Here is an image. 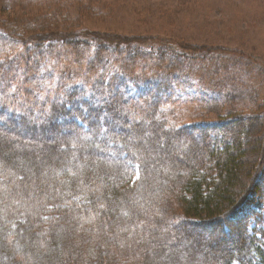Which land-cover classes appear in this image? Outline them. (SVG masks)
I'll list each match as a JSON object with an SVG mask.
<instances>
[{"label": "trees", "instance_id": "obj_1", "mask_svg": "<svg viewBox=\"0 0 264 264\" xmlns=\"http://www.w3.org/2000/svg\"><path fill=\"white\" fill-rule=\"evenodd\" d=\"M30 34L27 47L47 46ZM57 42L86 46L75 34ZM24 60L13 65L26 72ZM9 88L0 85V264H264V216L234 222L264 171V105L241 84H223L216 122L179 126L161 114L133 122L121 103L77 89L35 119L11 109L21 89Z\"/></svg>", "mask_w": 264, "mask_h": 264}, {"label": "rangeland", "instance_id": "obj_2", "mask_svg": "<svg viewBox=\"0 0 264 264\" xmlns=\"http://www.w3.org/2000/svg\"><path fill=\"white\" fill-rule=\"evenodd\" d=\"M0 28V85L21 89L10 107L35 119L72 89L121 103L133 122L161 114L173 126L216 122L228 82L264 105V0H0ZM54 31L86 46L57 42ZM30 33L47 44L38 53ZM96 34L112 46L93 44ZM25 58L26 72L13 65ZM259 184L234 222L264 216V171Z\"/></svg>", "mask_w": 264, "mask_h": 264}]
</instances>
